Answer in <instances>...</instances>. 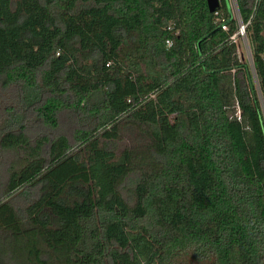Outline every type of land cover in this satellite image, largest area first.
Listing matches in <instances>:
<instances>
[{
  "label": "trees",
  "instance_id": "obj_1",
  "mask_svg": "<svg viewBox=\"0 0 264 264\" xmlns=\"http://www.w3.org/2000/svg\"><path fill=\"white\" fill-rule=\"evenodd\" d=\"M234 2L0 0V264H264V0Z\"/></svg>",
  "mask_w": 264,
  "mask_h": 264
},
{
  "label": "rangeland",
  "instance_id": "obj_2",
  "mask_svg": "<svg viewBox=\"0 0 264 264\" xmlns=\"http://www.w3.org/2000/svg\"><path fill=\"white\" fill-rule=\"evenodd\" d=\"M229 3H230L232 13H233L234 17L236 18L237 17V10H236L235 4H234V0H229ZM239 33H240V30L238 31V35H235L232 37V40L234 41V44L236 46L237 58H238V60L245 62L252 67L251 51L249 48L248 41H247L244 34H243V36H240ZM253 77H254V82L257 85L256 78H255V76H253ZM13 93L14 92L12 90H8L5 92L0 88V125L2 124V121H3L2 118H4V116H3L4 106L14 104V97L12 95ZM65 118H66L65 115H62L60 117V119H59L60 128L58 129L57 132L53 131L52 134L55 133V135L58 134V135L69 136L72 133L73 126H71ZM35 125L40 126V124H35ZM37 130H40V127H39V129L37 127ZM47 132H48V130H47ZM32 134L33 133L30 132L31 136H32ZM135 140H139V139H137V138L135 139L133 136H130L129 133H123L122 137H121V145L128 147L132 144V142L135 143ZM3 162H5V161L0 160V171L3 170L4 167L6 166V164ZM1 189H2V187L0 188V190Z\"/></svg>",
  "mask_w": 264,
  "mask_h": 264
},
{
  "label": "water",
  "instance_id": "obj_3",
  "mask_svg": "<svg viewBox=\"0 0 264 264\" xmlns=\"http://www.w3.org/2000/svg\"><path fill=\"white\" fill-rule=\"evenodd\" d=\"M207 8L210 13H215V11L219 7V0H206ZM244 32V30H243ZM240 36H243L242 33H240Z\"/></svg>",
  "mask_w": 264,
  "mask_h": 264
},
{
  "label": "built area",
  "instance_id": "obj_4",
  "mask_svg": "<svg viewBox=\"0 0 264 264\" xmlns=\"http://www.w3.org/2000/svg\"><path fill=\"white\" fill-rule=\"evenodd\" d=\"M234 4H235V2H234ZM222 28L224 30L226 29V27H224V26ZM239 30H240V33L244 34V32H243V30H244L243 26H240V29ZM240 33H239V35H240ZM165 44H166V47H170L171 46V41L168 40V41L165 42Z\"/></svg>",
  "mask_w": 264,
  "mask_h": 264
}]
</instances>
